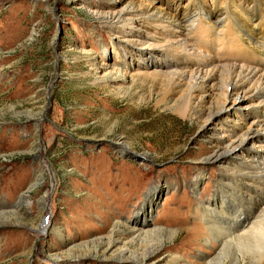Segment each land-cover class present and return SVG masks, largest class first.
<instances>
[{"label":"rangeland","instance_id":"obj_1","mask_svg":"<svg viewBox=\"0 0 264 264\" xmlns=\"http://www.w3.org/2000/svg\"><path fill=\"white\" fill-rule=\"evenodd\" d=\"M192 1L221 7L0 0V207L14 206L0 209V264H137L122 254L145 247L157 249L152 261L160 264L171 253L207 264L198 260L210 251L196 206L213 199L222 172L204 160L218 147L215 129L202 130L208 105L192 99L200 107L183 116L172 108L176 94L159 102L162 80L143 77L120 54L147 40L115 21L128 8L150 7L183 19ZM144 221L148 233L139 237ZM230 245L209 258L260 264Z\"/></svg>","mask_w":264,"mask_h":264},{"label":"bare ground","instance_id":"obj_2","mask_svg":"<svg viewBox=\"0 0 264 264\" xmlns=\"http://www.w3.org/2000/svg\"><path fill=\"white\" fill-rule=\"evenodd\" d=\"M248 1L257 7V15L248 14L243 0H214L221 4L218 13L192 1L183 19L150 7L125 8L115 21L147 40L143 47L128 46L120 54L143 77L162 80L159 102L167 106L176 94L172 108L183 116L200 107L192 99L208 105L202 130L215 129L218 147L204 160L222 169L213 199L196 206L202 211L209 251L236 243L264 264V0ZM148 224L140 225L137 236L147 235ZM145 249L122 254V260L160 264L152 261L157 249ZM210 252H201L204 260H198L223 263L220 256L210 259ZM168 256L161 262L187 264L179 254Z\"/></svg>","mask_w":264,"mask_h":264},{"label":"water","instance_id":"obj_3","mask_svg":"<svg viewBox=\"0 0 264 264\" xmlns=\"http://www.w3.org/2000/svg\"><path fill=\"white\" fill-rule=\"evenodd\" d=\"M129 159L134 160L136 162H142L145 161L144 157H142L140 154H136V153H129ZM12 207H14L13 205H9L8 207H5V205L1 204V208H5V209H11ZM43 227V226H42Z\"/></svg>","mask_w":264,"mask_h":264}]
</instances>
